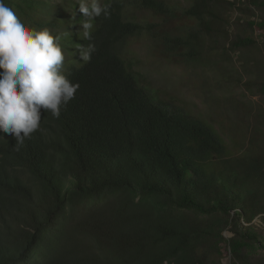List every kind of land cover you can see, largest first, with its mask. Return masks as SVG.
<instances>
[{"label":"trees","instance_id":"1","mask_svg":"<svg viewBox=\"0 0 264 264\" xmlns=\"http://www.w3.org/2000/svg\"><path fill=\"white\" fill-rule=\"evenodd\" d=\"M18 2L79 88L19 150L0 131V264H264V18L231 16L264 0H90L94 18L84 0ZM144 36L209 110L142 81L125 54Z\"/></svg>","mask_w":264,"mask_h":264},{"label":"clouds","instance_id":"2","mask_svg":"<svg viewBox=\"0 0 264 264\" xmlns=\"http://www.w3.org/2000/svg\"><path fill=\"white\" fill-rule=\"evenodd\" d=\"M80 10L85 18L108 15L88 3ZM64 59L58 36L30 26L18 0H0V131L14 136L17 150L39 129L41 109L59 118L75 98L79 84L62 73Z\"/></svg>","mask_w":264,"mask_h":264},{"label":"rangeland","instance_id":"3","mask_svg":"<svg viewBox=\"0 0 264 264\" xmlns=\"http://www.w3.org/2000/svg\"><path fill=\"white\" fill-rule=\"evenodd\" d=\"M60 0H52L53 3ZM78 1V0H75ZM90 0H84V3H88ZM173 3L183 6L185 0H173ZM245 12L244 10H236L231 14L233 19L242 17L244 20L251 17V19H257V16L264 18V10H255ZM237 26H235V32ZM256 38L263 43L264 31H257ZM125 58H128V62L134 65V68L139 72L142 81L150 85L152 90L159 92L160 95L173 102V104L180 108L189 109L196 115L209 110L205 100L199 95L197 89L198 80L191 77V73L177 63L172 62L170 59H166L159 51V46L150 39L148 36L137 38L133 40L125 54ZM235 59H238V55H235ZM261 101L260 97H254ZM229 139V138H228ZM259 222V221H258ZM226 236L231 238L233 234L226 232ZM226 248L228 247L227 244ZM226 256L223 261L225 264H232V254L228 251L225 252ZM253 258L264 263V249H259L253 254Z\"/></svg>","mask_w":264,"mask_h":264}]
</instances>
